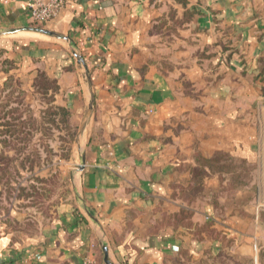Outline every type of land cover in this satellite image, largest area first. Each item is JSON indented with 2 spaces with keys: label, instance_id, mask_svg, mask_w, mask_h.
Segmentation results:
<instances>
[{
  "label": "crops",
  "instance_id": "0c3cea01",
  "mask_svg": "<svg viewBox=\"0 0 264 264\" xmlns=\"http://www.w3.org/2000/svg\"><path fill=\"white\" fill-rule=\"evenodd\" d=\"M28 25L27 0H0V32ZM45 28L0 34V89L54 79L86 160L44 223L0 185V264H107L103 242L113 264L245 261L248 186L208 161L264 162V0H76Z\"/></svg>",
  "mask_w": 264,
  "mask_h": 264
},
{
  "label": "rangeland",
  "instance_id": "374dc122",
  "mask_svg": "<svg viewBox=\"0 0 264 264\" xmlns=\"http://www.w3.org/2000/svg\"><path fill=\"white\" fill-rule=\"evenodd\" d=\"M22 35L50 39L45 34ZM5 66L14 68L10 62ZM38 76L32 89L10 76L9 85L0 89V139L7 141L0 153V185L4 198L22 209L30 224L35 216L44 223L60 205L76 202L72 178L81 171L85 153L81 123L56 99L58 89L49 86L54 79ZM219 158L214 170L228 193L248 186L247 203L255 207L248 214L247 258L237 264H264V162H242L229 153Z\"/></svg>",
  "mask_w": 264,
  "mask_h": 264
},
{
  "label": "built area",
  "instance_id": "2783aa9c",
  "mask_svg": "<svg viewBox=\"0 0 264 264\" xmlns=\"http://www.w3.org/2000/svg\"><path fill=\"white\" fill-rule=\"evenodd\" d=\"M27 2L32 22L39 25L52 20L62 8L71 6L76 0H27ZM83 264L92 262L85 260Z\"/></svg>",
  "mask_w": 264,
  "mask_h": 264
},
{
  "label": "water",
  "instance_id": "95a60500",
  "mask_svg": "<svg viewBox=\"0 0 264 264\" xmlns=\"http://www.w3.org/2000/svg\"><path fill=\"white\" fill-rule=\"evenodd\" d=\"M19 32H37V33L47 34V35H50V36H59L56 33L50 31L49 29L44 28V27H40V26H37V25H28V26L19 27V28H11V29H7V30H4V31L0 32V34L1 35H9V34H16V33H19ZM77 56L80 58L79 55H77ZM80 59H82V58H80ZM85 160H86V156H85V153H84L83 154V162H85ZM83 169H84V165L80 166V170H83ZM102 248H103V252H104L105 262L107 264H113L109 260V249H108L107 244L103 242L102 243Z\"/></svg>",
  "mask_w": 264,
  "mask_h": 264
},
{
  "label": "trees",
  "instance_id": "16d2710c",
  "mask_svg": "<svg viewBox=\"0 0 264 264\" xmlns=\"http://www.w3.org/2000/svg\"><path fill=\"white\" fill-rule=\"evenodd\" d=\"M178 2H180V3H182L183 5H187V3H188V0H177ZM40 77L41 76H45V77H47V79H49V77L48 76H46L45 74H41V75H39ZM38 76V77H39ZM42 81L43 82H45L44 81V79H43V77H42ZM55 80H53L52 82H53V84L51 83V84H49V86H51V85H54L52 88H54L55 90H57L58 89V85L56 84V81L54 82ZM42 82V83H43ZM67 109V108H66ZM67 113H69L70 115H71V113H70V111L69 110H67ZM4 127H6V125H4ZM7 132H9V131H7ZM6 132V133H7ZM2 143H3V145H4V143L6 144L7 143V141H5V139L3 140L2 139ZM221 154H223V155H225V154H227V153H224V152H218V153H216L215 154V156L212 158V159H210V161H208L210 164V166H211V168L214 170L215 169V167L213 166L214 164H216V161L217 160H219L220 158H219V156L221 155ZM183 218H185V217H183ZM182 218V219H183Z\"/></svg>",
  "mask_w": 264,
  "mask_h": 264
},
{
  "label": "bare ground",
  "instance_id": "6f19581e",
  "mask_svg": "<svg viewBox=\"0 0 264 264\" xmlns=\"http://www.w3.org/2000/svg\"><path fill=\"white\" fill-rule=\"evenodd\" d=\"M19 33H21V32H19ZM34 33H37V32H34ZM39 34H41V33H39Z\"/></svg>",
  "mask_w": 264,
  "mask_h": 264
}]
</instances>
